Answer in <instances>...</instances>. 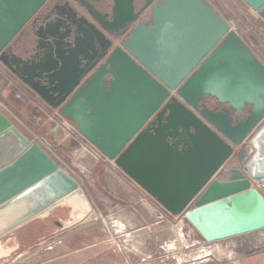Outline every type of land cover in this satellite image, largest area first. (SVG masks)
Returning <instances> with one entry per match:
<instances>
[{
	"label": "water",
	"instance_id": "obj_1",
	"mask_svg": "<svg viewBox=\"0 0 264 264\" xmlns=\"http://www.w3.org/2000/svg\"><path fill=\"white\" fill-rule=\"evenodd\" d=\"M242 1L264 19V0ZM88 3L85 16L67 0H0V61L204 242L264 228V63L233 23L208 0ZM37 12L54 15L44 33L30 25L50 44L26 63L25 42L9 43ZM205 96L229 107H201ZM244 143L253 152L236 162ZM66 206L55 232L83 223L93 206L0 111V264L19 248L18 228Z\"/></svg>",
	"mask_w": 264,
	"mask_h": 264
},
{
	"label": "crops",
	"instance_id": "obj_2",
	"mask_svg": "<svg viewBox=\"0 0 264 264\" xmlns=\"http://www.w3.org/2000/svg\"><path fill=\"white\" fill-rule=\"evenodd\" d=\"M134 3L139 5L141 0H137V2L134 0ZM210 3L213 5L212 1ZM214 7L216 8L215 5ZM218 12L223 14V11L218 10ZM8 87L7 89L9 90L7 91L14 90L16 92L19 103L27 102L30 105L29 118L31 123L33 120L37 123L40 121L43 126H46L45 130L47 133L53 131V128L49 124L53 125L56 130L61 127L66 132L62 141H65L73 131L83 138L74 126L72 120L61 115L59 116L56 111H45L34 100L28 99L27 101L24 96H18L20 91L15 89L13 85ZM214 100L221 107H229L227 103H220L216 98ZM14 109V114L12 113L10 115L0 108L32 140L29 137V133L34 134V132L32 127H30V130L27 126V124L32 126L28 117L25 116L27 117L25 119L27 124L19 121L21 114H19V110L16 107ZM37 134L41 138L45 137L42 132H38ZM41 141L38 140L39 143ZM85 142L82 143L93 145L90 142ZM93 147L98 151L96 146L93 145ZM252 152L253 148L247 143H244L235 150L234 159L236 162H245ZM60 165L83 188L93 206L92 212L98 213L99 217L103 215L107 218L111 217L112 219L110 221L117 219L119 224L124 227L115 231V227L118 225H113L109 221V227L111 229L114 228L113 234L121 233L120 236L117 235V237H121L122 233L126 232V228L130 230L128 231L127 229V232H131V236L129 235L130 238L127 239V237H124L120 241L128 240L138 251H131L124 244H117L112 232L103 235L101 229L104 227V223L99 218L91 222H89L90 220L88 222L84 221L61 232H55L61 226L59 218L67 219L69 217L70 208L66 206L58 208L49 217L35 219L16 230L20 241L19 247L21 245L27 246V249L25 248L26 250L17 255L23 262H29L30 264H153L159 257L158 248L161 246V240L165 237H167V241H171L170 239H172L179 246L181 243L187 242L186 244H189L190 247H188V251L195 246L207 247L209 242H204L202 238L198 239L194 232L195 230L186 221L178 220L179 217H175L165 210L155 198L144 191L136 182L118 168L113 161L108 160L105 156L101 155L98 158L89 152L83 154L82 164L80 165L82 172L79 169L77 171L72 168L70 169L64 163H60ZM180 229L184 230L182 235L179 233L181 231ZM177 235L178 238L176 237ZM249 236H257V238L264 241V228L250 233L236 235L233 238H237L236 243H239ZM49 242L52 243L49 244ZM34 246H38L39 250L33 251L30 249ZM7 247L8 245L6 243L1 244L0 254ZM234 250H237L239 257L241 251L236 248ZM181 251L183 250L178 247V252L180 253ZM131 254H134L136 257ZM258 257L259 259L260 257L263 259L264 252L258 255ZM197 259V257L193 259L191 257L183 258L181 263L190 264L191 261H197ZM243 259H241L242 264H244ZM173 263L177 264L176 261H173Z\"/></svg>",
	"mask_w": 264,
	"mask_h": 264
},
{
	"label": "rangeland",
	"instance_id": "obj_3",
	"mask_svg": "<svg viewBox=\"0 0 264 264\" xmlns=\"http://www.w3.org/2000/svg\"><path fill=\"white\" fill-rule=\"evenodd\" d=\"M209 1H212L213 6L215 5L218 10L223 11L222 12L223 14H221V15H223L227 20H231V21L235 22V26H236L237 30L240 31L242 33L243 37L247 40V37L245 34V26H244V24L240 23V20H238V18H243V20H245L247 18L246 16H248L247 15L248 11L243 12L242 11L243 9H241L239 6L232 4L231 0H209ZM250 46L256 51L258 56L261 57L262 61L264 62V53L262 51H259L253 45L250 44ZM3 69L4 68H2V66H1L0 67V108L5 110L10 115H12V113L14 114V111H15L14 108L16 107L19 110V114H21V119L19 121L25 122V119H27V117H28V120L30 122V118H29L30 105L27 102L19 103V101H17L19 99H18L16 92L14 90L13 91H7V90H9V89H7V88H9L8 86L11 87L12 82L7 79V77H9V76H7L5 74V71ZM18 96H23V95L21 93H18ZM25 98L28 101V98L27 97H25ZM25 116H27V117H25ZM59 116H60V114H59ZM17 123H19V122L17 121ZM30 124L32 126H29L28 124H27V126L29 127V129H30V127H32L34 134L28 132L29 137H31L32 140L36 141V142H38V140L39 141L42 140L41 142L43 143V145H41L38 142L41 145V147L51 157H53L55 160H57V162L59 164L64 163L67 166H69L70 169L72 168L73 170H76V171L79 169L82 172V169L80 168V165L82 164V155L87 154V152L92 153L93 156L98 157V158L101 155H103V154H101V152L99 150L98 151L95 150L93 145L83 144L82 142H85L87 140L82 135L81 136L83 138H81L79 135L74 133V131L72 133H70V135H68V138H66V140L64 139L65 141H62L66 132H64L61 127H59V129L56 130V129H54L53 125L49 124V126L53 128V131L47 133L45 130L46 126L45 125L43 126L40 121L37 123V122H35V120H33V122L32 123L30 122ZM35 131H36V133H35ZM38 132L44 133L45 137L41 138L37 134ZM35 139H37V140H35ZM87 142H89V141H87ZM78 144H80V145H78ZM82 145H84L85 147ZM84 173H86V172H84ZM173 216H176V215H173ZM178 216H182V214H179ZM98 218L100 221H102L104 223L103 224L104 227L102 226L103 228L101 229V232L103 233V235L109 234V232H112V234H113L114 228L111 229L108 225L110 222L113 225H118L117 227H115V231L120 230L123 227L122 225L119 224V221L117 219L110 221L112 219L111 217L107 218L105 215L99 217L98 213L96 214L95 212L92 213V215L88 218V220H90L89 222H91V221H94ZM186 223L192 228V226L188 223V221H186ZM127 229L128 228H126L125 233L124 232L122 233L121 237H117V235L120 236L121 233L113 234L114 239L117 241V239L121 240L124 237L125 238L127 237V239L130 238L129 235L131 232H127ZM180 230L181 231H179V233H181V235H182L184 233V230L183 229H180ZM128 231H130V230L128 229ZM194 232L196 233V237H198V239L202 238L198 234L197 231H194ZM176 237L178 238V235ZM170 240L171 241H167V237H165L164 239L161 240V242H160L161 246H159V248H158L159 257L156 259L157 261L154 262L153 264H175V263H173V261H176L177 264H182L181 261L183 258H190V257L192 259L194 257L198 258L197 261H191L190 264H194V262H195V264H242V262H241L242 258H244L243 259L244 264H264V258L262 259L260 257V259H259V257H258V255H261V253L263 254V252H264V241L257 238V236L246 237L242 241H240L239 243H236L237 238L230 237V238H226L223 240H217V241L209 242L207 244V247L195 246V247L191 248L190 251H188L190 247H189V244L187 246V244H186L187 242H183V244L181 243V245L179 246V245L175 244L172 241V239H170ZM74 242H73V244H74ZM51 243L52 242H49V244H51ZM121 243L124 244L131 251H138L137 248L128 240H126V241L123 240ZM26 247L27 246L21 245L15 251V253H11L10 260L6 264H30L29 262H23L22 260L19 259V257H17V255L20 252H23L24 250L27 249ZM178 247L181 248L183 251H181L179 253ZM235 248L241 251V255L239 257H238L237 250H234ZM30 249H32L33 251L39 250V247L34 246ZM184 249H186V250H184ZM171 250H173V251H171ZM131 255L135 256L134 254H131ZM200 260H201V262H199ZM0 261H1V258H0ZM146 264H150V263H146ZM184 264H186V263H184Z\"/></svg>",
	"mask_w": 264,
	"mask_h": 264
},
{
	"label": "flooded vegetation",
	"instance_id": "obj_4",
	"mask_svg": "<svg viewBox=\"0 0 264 264\" xmlns=\"http://www.w3.org/2000/svg\"><path fill=\"white\" fill-rule=\"evenodd\" d=\"M66 0H62V2H65ZM75 5L78 6V8L80 9L79 14H83L85 16H88L87 12L85 11V9L79 7V5H86L89 6L88 0H67ZM96 1V0H93ZM110 0H107V2H109ZM209 1V0H208ZM232 4L239 6L241 9H243L242 11H248L246 16L247 18L245 20H243V18H238V20H240V23L244 24L245 26V34L247 37V40L243 37L242 33L240 31L237 30L236 26H235V22L228 20L229 22L233 23V25L235 26V31L237 32V34L240 35V37L245 41V43L250 47V49L257 55V57L262 61L261 57L258 56V54L256 53V51L250 46L253 45L254 47H256L259 51L264 52V24L260 21V19L255 18V16H253L252 12H250L249 7L246 6L242 0H231ZM135 2H137V0H135ZM145 2V0H141V3H139V5L135 4V8L138 9L143 3ZM210 2V1H209ZM38 12L33 15L29 21H27L24 26L22 27V29L12 38L11 42L9 43V45H11L12 43H17L18 39H21V42H25V47L28 48L27 53H25L22 57L24 59V61L26 63L31 62V63H35L40 57H41V46H47L48 44H50V42L47 39H41L38 38L35 34L31 33L30 31V25L32 24L34 26L33 31L34 32H40V33H44L43 31V25L44 23L50 21L51 19H53L54 15H41V16H37ZM105 19V17H104ZM111 32L115 35L120 34L123 31V27H117V28H110ZM249 41V42H248ZM37 46L35 47L34 45ZM13 45V44H12ZM263 62V61H262ZM264 63V62H263ZM2 66V68H4L3 70L5 71V74L9 77H7L8 80H10L12 82V85L15 89L19 90L20 93L27 97L28 99L34 100L38 105L41 106V108H43L45 111H56L58 110V108L53 109L50 106H48L40 97L39 95L32 90L29 86H27L25 83H23L19 77L16 75L15 73V68L13 67V65H11V67H8L7 65L3 64L0 61V67ZM37 82L39 83V85H43V79L40 78L39 80L37 79ZM221 105H219L217 103V101L214 100V98L209 97V96H205L202 100V104L201 107H208L210 110L212 111H217ZM57 114H59L57 112ZM242 116H244V114H242ZM235 117V115H234ZM227 166H234L237 167V165H227ZM229 173H219L218 174V178L223 179L224 177H226V175H228ZM53 227H55V225H53Z\"/></svg>",
	"mask_w": 264,
	"mask_h": 264
},
{
	"label": "built area",
	"instance_id": "obj_5",
	"mask_svg": "<svg viewBox=\"0 0 264 264\" xmlns=\"http://www.w3.org/2000/svg\"><path fill=\"white\" fill-rule=\"evenodd\" d=\"M249 9H250V12H252L253 16H255V18L260 19V21L264 24V19L259 15V13L257 11H255V10H252L251 8H249ZM233 29L235 30V26L234 25H233ZM40 144L43 145L42 142H40ZM253 185L258 187V186H260V183L258 181H254ZM175 217H179L178 220L184 221L183 215L182 216L176 215ZM117 244L121 245L122 243L120 242V240H117Z\"/></svg>",
	"mask_w": 264,
	"mask_h": 264
},
{
	"label": "bare ground",
	"instance_id": "obj_6",
	"mask_svg": "<svg viewBox=\"0 0 264 264\" xmlns=\"http://www.w3.org/2000/svg\"><path fill=\"white\" fill-rule=\"evenodd\" d=\"M253 184H254V183H253ZM92 213H93V212H91V213L88 215L87 219L85 220L86 222L89 221L88 218L92 215ZM203 241H204V240H203Z\"/></svg>",
	"mask_w": 264,
	"mask_h": 264
},
{
	"label": "trees",
	"instance_id": "obj_7",
	"mask_svg": "<svg viewBox=\"0 0 264 264\" xmlns=\"http://www.w3.org/2000/svg\"><path fill=\"white\" fill-rule=\"evenodd\" d=\"M44 138V137H43Z\"/></svg>",
	"mask_w": 264,
	"mask_h": 264
}]
</instances>
